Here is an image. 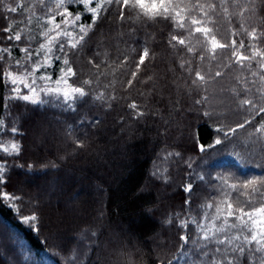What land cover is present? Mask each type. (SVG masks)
I'll return each instance as SVG.
<instances>
[{"label": "trees", "instance_id": "1", "mask_svg": "<svg viewBox=\"0 0 264 264\" xmlns=\"http://www.w3.org/2000/svg\"><path fill=\"white\" fill-rule=\"evenodd\" d=\"M213 2L219 4L220 0ZM256 2L257 11L264 17L260 9L264 0ZM17 3H23L26 10L8 13L0 7V47L12 49L5 62V67L12 68L15 60L24 58L21 49L28 40L22 36L25 42L8 41L4 28L11 27L15 35L29 24L27 17L33 10L42 14L36 0ZM5 4L16 6L12 0H5ZM227 7V14L217 8L213 16L216 24L211 23L214 33L233 30L243 22L236 15L239 8L230 2ZM71 9L81 15L83 23H91V14L81 5L72 4ZM117 11L113 6L103 14L85 37L84 46L69 52L73 68L81 73L77 86L83 80L94 79L89 60L100 64L101 71L112 73L96 81L93 96L86 102L68 108L53 101H9L7 81L0 85V119L9 125L10 112L9 127L19 130V134H0V143L12 140L20 145L19 153L0 149V163L6 165L5 183L0 187V264H6V260L10 264H204L206 258L197 255L198 229L190 220L189 228L181 229L179 221L189 217L200 221L204 211H212L202 206L219 198L220 177L229 178L231 184L264 176V133L255 131L264 124V113L257 114L259 107H264V95L256 92L259 78L252 77L247 68L235 75L222 63L204 74L207 58L201 61L168 46L172 29L167 24L121 21ZM244 26L248 28L249 24ZM233 39L249 43L243 32ZM260 46L264 50V44ZM144 47L154 55L129 88L127 80ZM124 57L129 63L112 72L117 67L114 62ZM181 60H191L190 66L201 71L207 82L192 85L195 77L179 68ZM60 63L55 62V69ZM215 69L222 72L221 77H215ZM238 76L251 91H243L245 85L237 83ZM148 77L151 81L144 83ZM253 79L256 85L251 83ZM110 81L114 82L113 88L107 92L115 99L96 101L95 93L104 92ZM213 81H220L225 95L224 101H215V105L210 100L209 83ZM202 97L207 100L197 104ZM245 98L253 100L256 107H241ZM132 102L145 113L143 117L128 108ZM4 104L10 107L3 108ZM47 119L52 122L51 128ZM246 119L251 123L245 128L229 131ZM40 123L46 128L35 135L34 128ZM46 130L57 145L50 142L39 146ZM201 146L205 151H200ZM189 183L193 185L190 194L185 191ZM88 185L90 189L86 190ZM42 186L47 187L44 197ZM94 190L100 198L95 197ZM52 192L56 197L68 193L67 203L56 208L67 216L60 221L54 219L53 202H46ZM3 193L18 199L5 198ZM32 215L37 220L26 222L25 217ZM184 233L191 237L187 244L179 238ZM78 234L82 235V243L75 238Z\"/></svg>", "mask_w": 264, "mask_h": 264}, {"label": "snow or ice", "instance_id": "2", "mask_svg": "<svg viewBox=\"0 0 264 264\" xmlns=\"http://www.w3.org/2000/svg\"><path fill=\"white\" fill-rule=\"evenodd\" d=\"M229 2L239 8L236 15L243 21L232 30V35L239 36L243 32L249 38L247 45L243 39H240L239 43L236 39L222 43L217 39L213 28L208 27L209 23L216 24L213 16L218 7L227 14ZM12 3H15L16 6L5 4V0H0V7L5 8L8 13H17L18 9L26 10L23 3H17V0H12ZM73 3L81 5L84 11L91 14V23L87 25L80 23L81 15H73L71 10ZM38 4L41 6V13L47 18L46 24L42 26L46 30L39 33L44 42L40 43L37 40L38 47L32 48L31 37H29L28 46L21 49L24 58L15 60L16 71H13L12 67H5L6 56L11 55L12 49L0 47V85L7 81L5 86H9L11 90V95L7 98L9 101L21 100L30 104H42L45 103L41 96L43 93L45 96H55L62 100L68 108H73L78 102H86V98L93 96V86L96 81L101 76L107 79V76L112 73L101 71L100 64L89 60L88 64L94 69L91 73L94 79L83 80L77 86L81 73L73 68L68 55L69 52L74 53L84 46L88 32L102 18L103 14L111 11L113 6L117 7L116 15L121 21L135 19L145 24H149V22L167 24L172 29L167 44L178 52H186L193 57H198L201 61L207 58L203 54L205 51L211 53L213 60L217 58V55L229 53L228 64L225 67L235 64L242 69L247 68L252 77L259 78V87L256 88V92L264 95V50L260 46L264 44V17L260 16L257 11L256 0H246L244 4L240 0H220L219 4L213 0H38ZM260 9L264 11V5H261ZM133 12H135V17L132 16ZM246 13H250V15L246 16ZM57 16L61 18L60 22H57ZM33 18L37 21L41 19L40 16H36L35 11L27 17L28 23H31ZM254 20H259V23H252ZM245 23L249 24L248 28L244 26ZM68 25L72 26L71 30L68 29ZM3 31L7 34L8 41L25 42L19 32L12 35L11 27H6ZM197 35L203 38L198 42L205 46L210 45V48L202 47L198 50L193 46L191 38ZM2 43L3 41L0 40V44ZM246 52L249 54H245ZM153 55L148 47L141 50L135 70L131 72V77L127 80L129 88L133 86L134 81L138 80L141 67H147L146 62ZM62 57L59 75L53 80L49 70L53 63L60 61ZM253 61L256 62V70H253ZM114 63L117 64V67L112 69V72H116L123 64L129 63V60L124 57L123 60ZM191 64V60H181L178 66L194 75L195 78L191 81L192 85H198V82L206 83V76L201 71L192 68ZM37 69L43 70V74L38 76ZM221 76L222 72H215V77ZM151 79L148 77V80L143 82L147 83ZM236 80L237 83L245 85L243 90L245 93L251 91L246 81L241 80L239 76L236 77ZM113 83L110 81L104 92H96L94 99L103 103L114 100L115 97L108 95L107 92L109 88H113ZM251 83L256 85L257 81L253 79ZM21 84L27 92L21 90ZM85 86H87V90ZM233 91L236 90L233 89ZM237 94L239 95V93ZM206 100L207 97H202L196 103L202 104ZM240 106L255 108L256 104L253 100L245 98L241 100ZM2 107L9 108L10 105L4 104ZM128 108L136 110L137 117L145 115L135 102L129 104ZM261 113H264V107H259L257 114ZM8 120L11 125L10 112ZM250 123L251 121L246 119L229 131L235 133ZM9 125H6L4 119H0V134L9 132L19 134L16 126L9 127ZM255 131L264 133V124L256 127ZM216 143L219 144L221 141L217 140ZM0 149L4 153H19L20 145L9 142L6 147L0 143ZM200 151H205L204 146L200 147ZM168 155L173 154L169 153ZM175 155L179 156L180 154L175 153ZM5 169L6 165L0 163V187L5 183ZM219 179L221 181L219 198L202 206L212 211H204L200 221L191 217L181 219L179 221L181 229L189 228V220L198 229L200 251L197 255L206 258L204 264H264V176H255L252 179L231 184L228 183L229 178L222 176ZM185 191L190 194L193 191V185L189 183ZM3 196L9 199H18L8 193H3ZM185 203H190V201ZM36 220L37 216L35 215L25 217L26 222ZM179 238L183 244H187L191 239L187 233L182 234ZM161 264H165V262L161 261Z\"/></svg>", "mask_w": 264, "mask_h": 264}, {"label": "rangeland", "instance_id": "3", "mask_svg": "<svg viewBox=\"0 0 264 264\" xmlns=\"http://www.w3.org/2000/svg\"><path fill=\"white\" fill-rule=\"evenodd\" d=\"M216 1H218V0H216ZM73 4H75L76 5V3H73ZM36 5H37V7H41L39 4H38V0H36ZM72 10V9H71ZM33 11H35V10H33ZM33 11H32V13H33ZM73 11V10H72ZM35 13H37L40 17H41V19L39 20V21H37L35 18H33L34 20H35V24H32V23H29L27 26H22L21 28H19L18 29V31L17 32H19L20 34H21V36H26L27 37V40H29V37H31V47H32V45H34V46H36V47H38V44L36 43V41L37 40H39V42L40 43H43L44 42V39H43V37L42 36H40L39 35V33L41 32V31H43V30H46V28L45 27H42L43 25H45L46 24V17H44L43 16V14H40V13H38L37 11H35ZM73 15H75L74 14V11H73ZM60 17L59 16H57L56 17V20H57V22H60ZM80 23H83L82 22V20L80 21ZM83 24H85V23H83ZM86 25V24H85ZM47 27H50V25H47ZM71 25H68V29L69 30H71ZM208 27H210V28H213L212 27V25H211V23H209L208 24ZM77 31H78V28H77ZM214 31V30H213ZM16 32V33H17ZM15 33V34H16ZM216 34V36H217V39L218 40H220L222 43L223 42H228L230 39H233V35H232V30L231 29H229L228 28V30L226 29V31H224L223 33H220V32H216L215 33ZM39 36V37H37V38H34L33 36ZM202 37H199L198 35L196 36V37H194L193 39H191V44L193 45V46H195L196 48H198V49H201L202 47H207V48H210V45H207V46H205V45H203L202 43H200V42H198V41H202ZM238 43V42H237ZM37 44V45H36ZM28 46V44L27 45H24L23 46V48H25V47H27ZM36 47H34V48H36ZM22 48V49H23ZM204 55L207 57V59H206V61H205V65L203 66V68H202V70H204L205 72H204V74H207V73H209V71L212 69V67H213V65H216V64H219V63H222V65L225 67V65L228 63V56H229V53H223L222 55H217V58L215 59V60H213V59H211V53L209 52V51H205L204 52ZM56 62V61H55ZM55 62L53 63V65H52V68L49 70V72H50V74L52 75V79L53 80H55L57 77H58V75H59V68L62 66V60H60V67L59 68H57V69H55ZM237 66V68H233L234 66L233 65H230V66H228V67H225V68H227L228 70H230L231 71V73H234L235 75H238L239 73L240 74H243L244 73V69H242L239 65H236ZM12 70L13 71H16V68H15V66L12 68ZM214 71H217L216 69L214 70ZM38 76L39 75H41V74H43V70H41V69H37V73H36ZM30 82V81H29ZM38 83H39V81H38ZM20 87H21V90L23 91V92H27V90L26 89H24V87H23V85L21 84L20 85ZM209 88H210V100L212 101V103L215 105V101H217V102H220V103H222L223 101H224V98H225V95H224V93L222 92V84L220 83V81H213V82H210L209 83ZM41 96H42V98L45 100V103L46 102H49V101H53V102H58V103H63V101L62 100H59V99H57L55 96H51V95H49V96H45L43 93H41ZM223 106V105H222ZM221 106V107H222ZM220 108V107H219ZM215 109H218V108H215ZM45 122H46V124H48L49 125V128H51V126L50 125H52V122L50 121V120H45ZM43 124H45L44 122H42ZM42 123H40V124H38L35 128H34V134L35 135H37L39 132H40V130H42L43 128H46V127H43V125H42ZM47 125V126H48ZM50 131H45V140L43 141V142H41L40 143V145L39 146H41V147H43L44 145H47L46 143H55L56 145H57V142H54V140H52L53 139V136L51 135V133H49ZM43 133H44V131H43ZM9 142H15V141H12V140H5V141H3V142H1V143H3L4 144V146H8V144H9ZM15 143H17V142H15ZM156 173H158V172H156ZM28 174H30V173H28ZM90 189V186L88 185L87 186V188H86V190L87 189ZM41 196H43L44 197V194L46 193L45 191L47 190V187H45V186H42L41 187ZM162 190H163V188H162ZM94 192H95V190H94ZM53 194H50V198H48L47 200H46V202H48V203H50L51 204V202H53L51 205H53V208H54V212H55V214H54V219H56V221L58 220V221H60L61 220V218L63 217V219H64V217H67V216H65V213L63 212V213H61V212H58V210L56 209V208H58L59 206H60V203H62V204H66L67 203V199H68V196H67V194L68 193H64V192H61V194L62 195H59L58 197H56L55 196V194H54V192H52ZM63 193H64V195H63ZM162 194H163V191H161V193H160V196L162 197ZM56 197V198H55ZM95 197L98 199V198H100V196L98 195V194H96V192H95ZM59 204V206H57ZM75 204V203H74ZM73 204V205H74ZM78 205V204H77ZM76 205V206H77ZM67 209H69L70 207H68V205H67V207H66ZM67 211H71V210H67ZM56 213H57V215H56ZM82 215V214H81ZM75 238H76V240H77V242L78 243H82V235L81 234H78V235H75ZM116 241V240H115ZM111 242V241H110ZM113 244H115L114 242H113ZM104 246H105V244H104ZM112 249L111 250H113L115 247L112 245ZM107 248H105V250H106ZM44 261L45 260H47V257L46 258H44L43 259ZM49 263V261H45V264H48ZM6 264H10L9 262H8V260H6Z\"/></svg>", "mask_w": 264, "mask_h": 264}]
</instances>
